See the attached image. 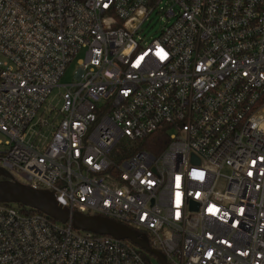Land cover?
Wrapping results in <instances>:
<instances>
[{"label": "built area", "instance_id": "1", "mask_svg": "<svg viewBox=\"0 0 264 264\" xmlns=\"http://www.w3.org/2000/svg\"><path fill=\"white\" fill-rule=\"evenodd\" d=\"M155 8L169 22L146 42ZM80 54L40 150L37 116ZM0 170L145 234L168 264H264V0H0ZM0 264L147 263L0 204Z\"/></svg>", "mask_w": 264, "mask_h": 264}, {"label": "water", "instance_id": "2", "mask_svg": "<svg viewBox=\"0 0 264 264\" xmlns=\"http://www.w3.org/2000/svg\"><path fill=\"white\" fill-rule=\"evenodd\" d=\"M0 204H18L38 211L58 223L72 222L74 229L110 236L120 241H130L142 251L153 255L159 264H168L162 252L151 247L148 237L132 228L101 216H89L81 213L71 214L68 208L61 206L55 193L47 190H35L16 182L5 171L0 170Z\"/></svg>", "mask_w": 264, "mask_h": 264}, {"label": "rangeland", "instance_id": "3", "mask_svg": "<svg viewBox=\"0 0 264 264\" xmlns=\"http://www.w3.org/2000/svg\"><path fill=\"white\" fill-rule=\"evenodd\" d=\"M166 1L164 2V4ZM165 6V5H162ZM160 8H155L152 12V14L149 17V20L145 22L143 25V30H142V37L144 41H150L153 37H155L160 31L164 28V26L169 22L167 17L163 12H161ZM83 59V54H80L76 60L68 66L66 69L64 75L59 81V87L55 88L52 93L49 95L47 98L46 103L40 110L37 119L39 117H43L44 120L48 121L49 126L45 127L42 129L40 132V135L35 141L36 147H38L40 150L46 149L48 145L50 144L54 134H55V128H57L62 119L63 115L59 114V110L62 107V102L60 99V94L64 93L66 88L64 87L65 85H70L76 82V73L78 71V61ZM35 138V137H34ZM0 180L2 178L0 177ZM14 208L18 210H22L24 212L30 211L29 208H26L22 205L18 204H11ZM137 251H142L140 248L137 246H134ZM152 264H159L157 259L155 257L151 258Z\"/></svg>", "mask_w": 264, "mask_h": 264}, {"label": "trees", "instance_id": "4", "mask_svg": "<svg viewBox=\"0 0 264 264\" xmlns=\"http://www.w3.org/2000/svg\"><path fill=\"white\" fill-rule=\"evenodd\" d=\"M168 133L167 132H160L156 135H153L151 137H149L146 141V144L143 147V149H146L147 151L153 153V154H158L160 153L167 145L168 143ZM30 212L32 213H40L38 211H35V210H31L30 209ZM50 219V218H49ZM51 221L53 222H56L52 219H50ZM128 242L129 244H131L133 247L136 246V245H133L130 241H126ZM151 246H152V243H151ZM138 247V246H137ZM139 248V247H138ZM140 253V255L142 256V258L144 259V261L147 263V264H152V261H151V258L154 257L153 255L149 254V253H146L145 251H138Z\"/></svg>", "mask_w": 264, "mask_h": 264}]
</instances>
